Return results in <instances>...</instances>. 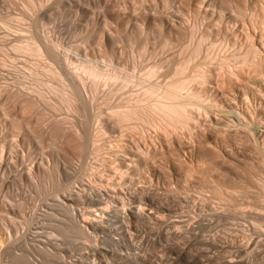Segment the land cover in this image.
<instances>
[{"label": "bare ground", "instance_id": "6f19581e", "mask_svg": "<svg viewBox=\"0 0 264 264\" xmlns=\"http://www.w3.org/2000/svg\"><path fill=\"white\" fill-rule=\"evenodd\" d=\"M6 1L12 4L14 0ZM54 1L46 5L44 0H18L17 22L7 13L0 18L2 28L14 32L13 36L18 34L12 44L14 52L24 51L38 63L46 59L44 64L19 72L21 87L0 88V239H12L26 221L32 224L36 220L34 231L23 236L24 245L14 244L6 252V261L0 256V264L55 262L62 258L63 244L81 249L79 240L91 238L88 232L100 231L106 246L92 244L88 247L91 252L79 255L76 264H144L147 258L139 254L143 249H136L137 253L121 248L133 245V231L155 222L154 213L162 217L189 206L193 189L208 191L203 197L229 204L242 205L246 200L239 202L240 196H247L246 203L252 197L249 201L259 204L249 206L260 209L250 216L259 223V228L253 226L264 228V148L259 147V139L264 141V0ZM172 7H176L175 13ZM47 12L50 17L79 22L69 30L74 43L61 49L63 39L69 36L41 41L34 35L31 29L45 25ZM219 44H226L224 50L231 46V51L218 57L220 65L213 67L210 63L215 55H210ZM57 61L63 62L65 70L57 68ZM30 78L36 92L24 81ZM106 85L109 90L103 94ZM131 87V93L125 90L129 94L121 95V103L106 104L107 110L89 109L96 94L102 93L106 102H111L119 90ZM86 91L92 94L85 96ZM216 109L234 113V119L214 116ZM209 111L213 116H205ZM94 128L99 135L115 134L112 139L120 141L110 158L102 157V164L109 168L105 178L101 179L100 173L96 177L110 185L107 199L100 196L103 191L99 192L94 182L73 189L78 162L93 144ZM186 133L192 134L193 141H187ZM254 182L255 189L261 188L257 197L253 195ZM172 183L188 193L170 195L167 188L162 190L164 195L153 187ZM43 199L47 201L41 204L44 209L28 214L30 208L38 209ZM106 201L117 206L106 211ZM107 212L114 217V225L104 222ZM182 223L173 220L171 225L178 229L183 228ZM183 229V235L189 231ZM174 230L165 232V245L187 237ZM188 237L186 241H190ZM205 240L194 242H199L198 246L210 242ZM109 244L116 249L112 246L113 251L109 250ZM201 246L195 249L203 254ZM37 253L44 262L34 257Z\"/></svg>", "mask_w": 264, "mask_h": 264}, {"label": "rangeland", "instance_id": "374dc122", "mask_svg": "<svg viewBox=\"0 0 264 264\" xmlns=\"http://www.w3.org/2000/svg\"><path fill=\"white\" fill-rule=\"evenodd\" d=\"M6 0H0V18L2 17L3 18V16L7 13V14H9L10 16H11V18H12V22L13 23H15V22H17V19H18V12H20V10H21V4L20 3H18L17 4V1L16 0H14V1H16L15 3H13L12 2V4H11V2H8V1H6ZM44 2H46L45 4L46 5H49L50 3H51V5H52V2L54 3L55 1L54 0H48V1H46V0H44ZM49 2V3H48ZM10 3V4H9ZM11 5H12V7H11ZM16 6V7H15ZM20 6V7H19ZM173 8V7H172ZM171 8V9H172ZM171 9H169V12H171L172 11V13H175V11H176V7H174L173 8V10H171ZM171 10V11H170ZM174 11V12H173ZM16 13V14H15ZM2 14H4V15H2ZM6 14V15H7ZM51 15V13L49 12H47L46 13V16L44 17V23H45V25H43V26H40V27H34V28H36L35 30H34V28H32L31 30H32V32L34 33V35H36L37 36V38H39L41 41H44L45 39H47V40H51V39H57V38H63V36H64V38L65 37H67V36H69L70 37V39L69 38H65V39H63L65 42V44L63 43V42H61L62 44L61 45H63V47L61 48V49H63V48H65L67 45H71L72 43H74V40H75V38H72V36H70V32H69V30H70V27L72 28V27H74L77 23H79V22H77V21H75V22H73V23H71V22H69L68 20H66L65 18H61V20L60 19H58V18H55L53 15L50 17V15ZM5 15V16H6ZM47 19V20H46ZM54 21H53V20ZM56 19V20H55ZM64 19L66 20V21H64ZM16 20V21H15ZM47 21V22H46ZM66 23H69L68 25L66 24ZM73 24V25H72ZM71 25V26H70ZM69 26V27H68ZM76 27V26H75ZM0 28H1V31H0V64L3 62V58L5 59V58H7V56L8 55H11V56H13V57H11V56H8V58H10L11 57V59H5L4 60V64H1L0 65V72H1V74H0V88L1 87H4V86H6V87H12V86H14V87H12V88H15L16 86L17 87H21L22 85L21 84H19L18 83V81L19 80H21L20 78H18L17 79V75L19 74V72H24V71H28L29 70V67L31 68V67H34L35 66V64L36 65H41V64H44L45 62H46V59H39V63H38V59L36 60V58L35 57H33L32 55H30V54H28V53H23L24 51H22V53L20 52L19 53V51H15L14 52V50L12 49V44H14L15 43V38L17 37L16 35H18L17 33H15V36H13V34H14V32H12V31H10V30H7V29H4V28H2L1 26H0ZM10 31V33L8 34V32ZM39 31V32H38ZM3 32V33H2ZM7 32V33H6ZM12 32V33H11ZM4 33H5V35H4ZM37 33V34H36ZM40 33V34H39ZM20 34V33H19ZM57 34V35H56ZM62 34V35H61ZM41 36V37H40ZM14 37V38H13ZM2 38V39H1ZM42 38H43V40H42ZM47 40H45V41H47ZM69 41L71 42V41H73V42H71V43H69ZM67 42V43H66ZM222 45V44H221ZM221 45L219 44V45H216V50L214 51L213 50V52H215L214 54H212L211 53V55H210V57L211 56H213V55H215V57L213 56V58H212V62L210 63L211 64V66H212V64H214L215 66H213V67H216V64H217V66H218V64L220 65V60L217 62V60L221 57V58H223L224 56V54L226 55V54H229V52L231 51V46H229V48H228V45H227V47H225V49L227 50H224V46L226 45H222V48H221ZM218 46V47H217ZM220 46V47H219ZM219 48V49H218ZM2 49V50H1ZM13 52V53H12ZM169 52H172V51H169ZM216 52H217V55H216ZM221 52V53H220ZM227 52V53H226ZM73 54V53H72ZM219 54V55H218ZM223 54V55H222ZM30 55V56H29ZM223 56V57H222ZM24 57V58H23ZM219 57V58H218ZM217 58V59H216ZM2 60V61H1ZM207 60V59H206ZM11 61V62H10ZM208 62L209 61H211L209 58H208V60H207ZM206 61V62H207ZM40 62H41V64H40ZM207 62V63H208ZM38 63V64H37ZM63 64V62L62 61H57V63H55L56 64V66H57V68H59V69H62L63 70V68H64V70H65V67L62 65ZM101 63V64H100ZM8 64V65H7ZM58 64V65H57ZM98 64H100V65H102V66H104L103 64L104 63H102V62H99L98 61ZM209 64V63H208ZM210 64H209V66H210ZM60 65H62V67L60 66ZM207 65V64H206ZM205 65V66H206ZM59 66V67H58ZM207 67H208V65H207ZM211 68V67H210ZM24 69V70H23ZM16 71V72H15ZM18 72V73H17ZM15 74H16V76H15ZM4 77V78H3ZM31 79L32 78H30V80H28V79H24V81L26 80L27 82H29L30 84V88L33 90V91H35L36 92V89H37V87H36V85H35V82L33 81H31ZM23 80V79H22ZM32 83V84H31ZM14 84V85H13ZM18 84V85H17ZM33 87V88H32ZM105 88H106V91H104V89H103V87H102V90H103V94H105V92H107V90H109L108 88V86L106 85V86H104ZM139 86H136V87H133L134 89L135 88H138ZM132 87L131 88H125L124 90H122L121 89V91L119 90L118 92H117V90L116 91H114L116 94H114V96H112L111 97V99H109V101H111V102H106V100H105V98H104V96H103V94L102 93H99V94H101V95H99V94H96L95 96L96 97H94L93 99H92V102H90V103H92V104H90V106L91 107H89V109L90 110H94V111H99L100 109H98L99 107L101 108V109H105V110H107L108 108V105L109 106H111V105H113V104H118V103H121L122 101V99H121V97L124 95V97H126L127 96V93L128 92H130L131 93V91H133L134 89H133ZM125 90H127V91H125ZM87 92V91H86ZM86 92H84V95L85 96H87L89 93L87 92V94H85ZM114 92H112V95H113V93ZM122 92V93H121ZM90 94H92V92L90 91ZM89 94V95H90ZM129 94V93H128ZM88 95V96H89ZM118 97H117V96ZM122 95V96H121ZM58 98V97H57ZM105 101H104V100ZM58 100H60V98L58 99ZM57 100V101H58ZM98 102H97V101ZM115 101H117V102H115ZM120 101V102H119ZM95 102V103H94ZM106 102V103H105ZM113 102V103H112ZM110 103V104H109ZM105 104H108V105H103ZM93 107V108H92ZM89 109H87L88 111H89ZM62 112H64V111H62ZM90 112V111H89ZM210 113V114H209ZM209 113L206 115L205 114V116H208V115H212L213 116V114H214V116L216 115V116H219V117H228V119H225V120H228L229 121V118L232 120V119H234L233 117L235 116L234 115V113H232L231 114V112H227V111H225V110H219V109H216L215 111H214V113L212 114V112H210L209 111ZM62 115V114H61ZM64 115V114H63ZM66 115V114H65ZM232 115V116H231ZM69 116V118H72V117H74V116H71L70 114L68 115ZM203 116H204V114H203ZM203 116H202V118H203ZM231 124V123H230ZM179 130V129H178ZM183 129H180V131H181V134H182V131ZM93 131H95L94 133H96V134H93L92 135V141H93V144H94V146H93V144H92V142H91V146L89 147V150H88V152H86V153H84L83 155H82V157H81V159H80V161L78 162V165H79V167H77L78 168V172L76 173V178H75V180L73 181V189H74V187H75V191H77L78 189H81L83 186H87V185H90L91 183L90 182H94V185L95 186H98V190H99V192H101V191H103L102 193H101V197H104V199H107L109 196H108V194H110V192L108 193L107 192V190H109L110 188V185H107V184H105V183H103L104 182V180H98L97 178H99L97 175H100V178L102 179H104L105 177H104V174L105 173H108V169L109 168H107L106 166H104L103 164H102V157L104 158L106 155L108 156H106L105 158H110L111 156V153L113 152V151H115L117 148H118V142H120L117 138V140L115 141V140H113L112 138L113 137H116V135L115 134H111V135H107V134H102V135H99L98 134V132H96L97 131V128H94V130H92V133H93ZM180 131H178V132H180ZM98 137H97V136ZM191 135V136H190ZM94 136V137H93ZM100 136V137H99ZM185 137L187 138V141H189V139H190V141L189 142H191V141H193V136H192V134H187L186 133V135H185ZM190 137H192V139L190 138ZM98 138V139H97ZM110 138V139H109ZM104 139V140H103ZM103 140V141H102ZM112 140V141H111ZM114 141V142H113ZM259 147H262V148H264V141L262 142V139L260 138L259 139ZM115 142H117L116 144H115ZM258 142V141H257ZM256 142V143H257ZM110 143H111V145H110ZM113 144V145H112ZM115 144V145H114ZM100 145V146H99ZM261 145V146H260ZM94 148H93V147ZM110 146V147H109ZM115 146H117V147H115ZM93 149V150H92ZM111 149V150H110ZM112 149H114V150H112ZM109 152V153H108ZM87 155V156H86ZM90 156V157H89ZM89 159V160H88ZM84 161H85V164H83L84 163ZM90 161H91V163H90ZM94 163V164H93ZM99 163H100V165H99ZM83 164V165H82ZM98 165V168L96 167ZM93 166H94V169H93ZM82 167H83V169H82ZM88 167H89V169H88ZM95 167L97 168V170H95ZM105 167V168H104ZM86 168V169H85ZM92 168V169H91ZM100 168V169H99ZM106 169V171L104 170V169ZM80 169V170H79ZM102 169V170H101ZM83 172H82V171ZM88 170V172H86ZM90 170V171H89ZM92 170V171H91ZM94 170V171H93ZM100 172H99V171ZM84 171H85V174H84ZM96 171H98V172H96ZM103 173H102V172ZM80 173V174H79ZM90 173V174H89ZM94 173V174H93ZM96 173V174H95ZM100 173V174H99ZM79 174V175H78ZM112 175H114V173H111ZM78 175V176H77ZM263 175L264 174H262V178H264L263 177ZM79 177V178H78ZM97 177V178H96ZM88 178V179H87ZM259 178H260V176H259ZM259 178H257V179H259ZM97 179V180H96ZM89 180V181H88ZM109 182H111L110 181V179H107ZM115 180H116V178H115ZM83 181V182H82ZM96 181H97V183H96ZM103 181V182H102ZM257 181V180H256ZM255 181V182H256ZM99 182V183H98ZM253 183V186L254 187H252V189L254 188L255 189V184L257 183ZM259 182V181H258ZM88 183V184H87ZM102 184V185H101ZM104 184V185H103ZM259 184V183H258ZM81 185H83V186H81ZM93 185V184H92ZM93 185V186H94ZM139 185H141L140 183H139ZM172 185H173V183H172ZM171 184L167 187L166 185H162V184H153V187H154V190H157L158 192H160L161 194H164L165 195V192L163 193V191H165L167 188H169V189H167L166 191H168L167 192V194H175V195H177L178 193H180V192H182V195L184 194V192L181 190V191H179V187H176L177 186V184L175 183V185H173L172 186ZM106 187L105 189L102 187ZM108 186V187H107ZM122 186H124L125 188L127 187V184H123ZM260 185H258V187H259ZM150 187H152V186H150ZM164 187H166V188H164ZM172 187V188H171ZM256 187H257V185H256ZM97 188V187H96ZM100 188V189H99ZM179 188V189H178ZM260 188V187H259ZM259 188H257V189H255L254 191H255V193L253 192V195L254 194H258V191L261 189H259ZM77 189V190H76ZM177 189H178V191H177ZM251 189V190H252ZM106 190V191H105ZM163 190V191H162ZM173 190V191H172ZM174 190H176V191H174ZM197 190L198 191H200V193H201V195L202 194H204L205 195V197H206V195H208L207 194V192L208 191H206L205 193H202L203 191H201V190H199V189H196V190H192V192H191V190L189 191V192H191V193H189V194H191L192 196H194V198L192 199V203L190 202V204H189V206H187V207H184V208H180V209H177V211L176 210H174V211H172L173 213H168L167 215H164V216H160V215H158V214H156V213H154L156 216H154V223H152L151 222V224H150V226L149 227H147V228H143V229H141L142 231H140V229L139 230H137V232L136 231H133V233H132V236H131V241H132V243H131V247H129V245H125V246H127V247H122L121 249H122V251L124 250V251H126V250H128V251H126V252H130L132 249V252H137L138 253V250L140 249V251L143 249V250H145V251H139L140 253V255L141 256H145L147 259H145L146 261V263H144V264H264V228H260V229H257L256 227V225H258V228H259V223H256V222H254V220H252V218L255 216L254 214L256 213L255 212V210H257V208L258 207H256V208H253V207H251L252 205H253V203L254 204H257L258 202H254V200L252 201L253 203H251L249 200H251L252 199V197H251V199L250 198H248L249 200H248V203H246L247 202V196H240L241 197V200L239 201V202H243L244 200H246V201H244V203L241 205V204H235V203H226L225 201H222V200H218V199H215L214 197H208V198H205V197H203V195H202V197H201V195L197 192ZM262 191L264 190V187H263V189H261ZM260 190V191H261ZM188 191V190H187ZM185 192V193H188V192ZM253 191V190H252ZM170 192V193H169ZM174 192H176V193H174ZM209 193V192H208ZM102 194H103V196H102ZM105 194V195H104ZM170 194V195H171ZM257 194H256V196L255 197H257ZM180 195V194H179ZM253 196V197H254ZM243 197H245V198H243ZM249 197V196H248ZM197 198H199V199H197ZM239 198V197H238ZM103 199V198H102ZM243 199V200H242ZM253 199H255V198H253ZM42 200V199H41ZM41 200H39L40 202H39V204L40 205H38L36 208H38V209H35V208H33V210L30 208L28 211H29V213L28 214H30V212L31 211H35L36 210V212L38 211V212H40V211H42L41 209H44V207L43 206H41V204L42 205H45L46 204V200H44L43 199V201H41ZM194 201V202H193ZM42 202V203H41ZM196 202V203H195ZM198 202V203H197ZM45 203V204H44ZM108 203L109 204H107V201H106V204L107 205H109V206H107V209H106V211H108L109 209H112L113 207H115V206H117L116 204H115V202L114 201H111V203H110V201H108ZM115 205H114V204ZM251 203V204H250ZM262 203H264V202H262ZM203 204V205H202ZM226 204V205H225ZM247 204V205H246ZM249 204L251 205V206H249ZM259 204V203H258ZM132 204H130V206H131ZM239 205V206H238ZM262 205V204H261ZM112 206V207H111ZM236 206V207H235ZM262 206H264V204L262 205ZM261 206V207H262ZM127 207V206H126ZM234 207V208H233ZM145 208V207H144ZM201 208V209H200ZM252 208V209H251ZM248 209V210H247ZM251 209V210H250ZM262 209H263V207H262ZM261 209V210H262ZM145 210H147L148 212H151V210H149V209H145ZM183 210V211H182ZM254 210V211H253ZM264 210V209H263ZM263 210L261 211V213H262V215H264V213H263ZM253 211V212H252ZM260 212V209H258L257 210V212ZM258 212V213H259ZM108 213V212H107ZM105 213L104 215H103V217L102 218H104V216H105V219L106 218H108V219H104V222L105 223H109V224H112V225H114L113 223H114V217L113 216H110V213ZM181 213V214H180ZM250 213H252L251 215H250ZM254 215V216H253ZM158 216V217H157ZM159 216H160V218L161 219H159ZM180 216V217H179ZM250 216H252V218L250 217ZM110 217V218H109ZM112 217V218H111ZM158 219H157V218ZM264 217V216H263ZM26 219H27V217H26ZM114 220V221H113ZM157 220H159L158 222L159 223H157ZM170 220V221H169ZM173 220H175V221H181V222H183L182 224L184 225L183 226V228L185 227L186 229H188L189 231L191 230V232H187V233H185V232H183L184 233V235L182 234V231L184 230L181 226H179L178 227V229H177V225H176V227H173L172 225H171V222L173 221ZM36 220H34L33 222H35ZM264 221V220H263ZM28 221H26L25 223H27ZM32 222V224H23L24 225V228L22 227H20L19 228V231H18V233L17 232H14L13 233V238L12 239H10V238H6L7 239V241H6V239H4L5 237H2V239H0V249H1V251L2 252H0V256L2 257V260L3 261H6L9 257V255L7 256V254L10 252V250H11V247L12 246H14V244L16 245V246H19V247H21V246H23L24 244H23V238L25 237L24 235H26L28 232L29 233H31L30 231L32 230V231H34V226H35V224ZM113 222V223H112ZM233 222V223H232ZM254 222V223H253ZM157 223V224H156ZM168 223V224H167ZM263 223V222H262ZM104 224V223H103ZM108 224V225H109ZM160 226H159V225ZM181 224V225H182ZM253 225H255L256 227H254ZM261 226H263V224L261 225ZM27 227H28V229H27ZM114 227V226H113ZM171 227V228H170ZM264 227V226H263ZM151 228V229H150ZM175 230H174V229ZM194 228V229H193ZM163 229V230H162ZM183 229V230H182ZM185 229V231H187ZM263 229V230H262ZM21 230V231H20ZM46 231H48L49 229L48 228H46L45 229ZM162 230V231H161ZM168 230V231H167ZM169 230L170 231H176L177 230V232L180 234V232H181V236H184V237H186V235H187V237L189 238V240L191 241H186L185 239H187V237L186 238H184V241H182L181 242V240H183V238H179V239H177L178 241H176V240H174V242L176 243V246H175V243L173 244L172 242L171 243H168V241H167V246L165 245V243H166V241H163V239L164 238H166L165 237V234L167 233V232H169ZM24 231V232H23ZM27 231V232H26ZM116 233L118 232V230H116L115 231ZM162 232H164V233H162ZM166 232V233H165ZM1 234H0V237L1 236H3V234H2V232H0ZM90 233H92V232H88V235L89 236H92L91 238H89L88 236H87V239L86 240H79L80 242H81V246H79V247H81V249L80 248H73V249H70L68 246H70V244H68V242H66L65 243V241L64 240H61L63 243H65V244H63L62 246V249H63V251L60 253L61 254V256H62V258L61 259H56V261L54 262V260H50L49 262L48 261H45L44 262V260L42 261L41 260V256H40V254L39 253H37V257H36V254H33L34 255V257L35 258H37V260H40V262H44L43 264H56V262H59L60 264H76V262H78V260H79V255H83L84 254V252H91V251H89L90 249L88 248V247H91V245L93 244V247L96 245V246H101V247H104V246H106L105 245V243L103 242V238L102 237H104V233L103 232H97V233H92V234H90ZM102 233V234H101ZM134 233H135V235H134ZM144 233V234H143ZM189 233V234H188ZM20 234H22V235H20ZM96 234V235H95ZM143 234V235H142ZM164 234V235H163ZM186 234V235H185ZM16 235H17V237L18 236H20V237H16ZM24 236V237H23ZM114 236L115 237H118V234H114ZM136 236H138V237H136ZM15 237H16V240H14L15 239ZM28 237H30V236H28ZM140 237V238H139ZM164 237V238H163ZM34 238V237H33ZM94 238V239H93ZM25 239V238H24ZM35 239H37V237H35ZM94 240V242L92 241V240ZM181 239V240H180ZM191 239H193V240H191ZM205 239H207V240H205ZM258 239V240H257ZM9 240V241H8ZM11 240V241H10ZM137 240H139V241H137ZM144 240V241H143ZM154 242H153V241ZM165 240V239H164ZM166 240H167V238H166ZM169 241H170V239H168ZM199 240H205V242H208V241H210V242H208V243H203V244H201L200 246H201V248H202V250H203V254H200L195 248H199L200 246H198L200 243V241ZM226 240V241H225ZM14 243H13V242ZM22 241V242H21ZM33 241H34V239H33ZM68 241V240H67ZM89 243H88V242ZM145 241H147V242H145ZM194 241H199V242H194ZM218 241V242H217ZM233 241V242H232ZM10 242V243H9ZM13 244H12V243ZM22 243L21 245L19 244V243ZM91 242V243H90ZM102 242V243H101ZM153 242V243H152ZM161 242V243H160ZM217 242V243H216ZM228 242V243H227ZM231 244H230V243ZM17 243V244H16ZM30 243L32 244V241H30ZM33 243H35V242H33ZM96 243V244H95ZM103 244V245H101V244ZM140 243H141V245H140ZM151 245H150V244ZM164 243V244H163ZM184 243V244H183ZM187 243V244H186ZM188 243L190 244V245H188ZM197 243H198V245H197ZM84 244V245H83ZM162 244L164 245V246H166V247H170V245H171V247H172V249H170L169 247L168 248H166V247H164V246H162ZM170 244V245H169ZM178 244V245H177ZM226 244H227V246H226ZM83 245V246H82ZM89 245V246H88ZM110 245V244H109ZM154 245V246H153ZM175 246V247H173V246ZM208 245V246H207ZM225 245V246H224ZM261 245V246H260ZM113 245H110V246H107V248L110 250L111 249V247H112ZM124 246V245H123ZM139 246V247H138ZM198 246V247H197ZM205 246H207V247H205ZM258 246V247H257ZM2 247L4 248V249H2ZM8 247L10 248V249H8ZM114 247V246H113ZM113 247H112V249H113ZM137 247V248H136ZM149 247H150V249H149ZM152 247H153V249H152ZM106 248V247H105ZM126 248V249H125ZM129 248H131V249H129ZM166 248V249H165ZM185 248H186V250H185ZM7 250V251H5V253L3 252V250ZM79 249V250H78ZM84 249V250H83ZM111 249V250H112ZM114 249H116V247H114ZM136 249H138V250H136ZM148 249V250H147ZM169 249V250H168ZM175 249V250H174ZM153 250V251H152ZM164 250V251H163ZM192 250V251H191ZM221 250V251H220ZM9 251V252H8ZM113 251V250H112ZM121 251V253H123ZM194 251V252H193ZM6 252H7V254H6ZM65 252V253H64ZM142 252H144L143 254H141ZM182 252V253H181ZM206 252H207V254H206ZM1 253H3V254H1ZM151 253V254H150ZM178 253V254H177ZM191 253V254H190ZM194 253H195V255H194ZM245 253V254H244ZM150 254V255H149ZM206 254V255H205ZM6 255V256H5ZM73 255V256H72ZM200 255V256H199ZM6 257V259H5V257ZM72 256V257H71ZM178 256V257H177ZM210 256V257H209ZM69 257V258H68ZM144 257V258H145ZM152 257V258H151ZM154 257V258H153ZM164 257V258H163ZM171 257V258H170ZM192 257H194V258H192ZM223 257V258H222ZM226 257V258H225ZM238 257V258H237ZM4 258V259H3ZM39 258V259H38ZM107 257H105V259H106ZM174 258V259H173ZM52 259V258H51ZM53 259H55V258H53ZM64 259V260H63ZM72 259V260H71ZM103 259V258H102ZM101 259V260H102ZM105 259H103L104 261H105ZM148 259H150V260H148ZM158 259V260H157ZM159 259H162L161 261L159 260ZM60 260V261H59ZM67 260V261H66ZM155 260H156V262H155ZM177 260V261H176ZM202 260V261H201ZM65 261H66V263H65ZM208 261H210V262H208ZM51 262H53V263H51ZM164 262V263H163ZM58 263V264H59Z\"/></svg>", "mask_w": 264, "mask_h": 264}]
</instances>
